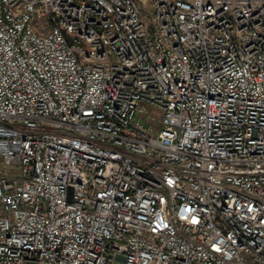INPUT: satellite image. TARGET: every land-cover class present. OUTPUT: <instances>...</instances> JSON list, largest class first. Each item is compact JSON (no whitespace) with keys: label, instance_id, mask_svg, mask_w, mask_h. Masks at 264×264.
Returning a JSON list of instances; mask_svg holds the SVG:
<instances>
[{"label":"built area","instance_id":"2783aa9c","mask_svg":"<svg viewBox=\"0 0 264 264\" xmlns=\"http://www.w3.org/2000/svg\"><path fill=\"white\" fill-rule=\"evenodd\" d=\"M0 0V264H264V0Z\"/></svg>","mask_w":264,"mask_h":264},{"label":"rangeland","instance_id":"374dc122","mask_svg":"<svg viewBox=\"0 0 264 264\" xmlns=\"http://www.w3.org/2000/svg\"><path fill=\"white\" fill-rule=\"evenodd\" d=\"M140 4L141 14L146 19L152 18L154 15V8L152 0H138ZM116 264H124L122 261L117 260Z\"/></svg>","mask_w":264,"mask_h":264}]
</instances>
